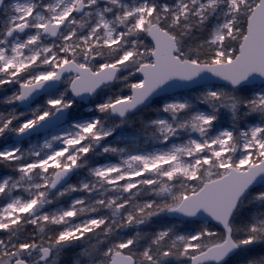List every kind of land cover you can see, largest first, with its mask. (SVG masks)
<instances>
[{
  "label": "snow or ice",
  "instance_id": "obj_1",
  "mask_svg": "<svg viewBox=\"0 0 264 264\" xmlns=\"http://www.w3.org/2000/svg\"><path fill=\"white\" fill-rule=\"evenodd\" d=\"M0 264H264V0H0Z\"/></svg>",
  "mask_w": 264,
  "mask_h": 264
}]
</instances>
